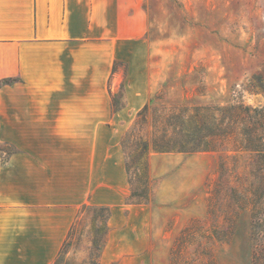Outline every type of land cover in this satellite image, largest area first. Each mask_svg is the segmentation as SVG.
<instances>
[{"label": "rangeland", "instance_id": "374dc122", "mask_svg": "<svg viewBox=\"0 0 264 264\" xmlns=\"http://www.w3.org/2000/svg\"><path fill=\"white\" fill-rule=\"evenodd\" d=\"M145 8L153 90L141 130L129 137L137 113L121 143L127 167L134 143L146 140L149 168L128 172L126 203L135 206L115 213L113 226L111 209L81 206L54 264H264V151L244 135L264 109V0H145ZM125 97L116 85L115 109ZM185 107H211L210 120L223 123L211 150H153L154 125L173 133L170 115ZM144 191L138 202L133 193Z\"/></svg>", "mask_w": 264, "mask_h": 264}, {"label": "crops", "instance_id": "0c3cea01", "mask_svg": "<svg viewBox=\"0 0 264 264\" xmlns=\"http://www.w3.org/2000/svg\"><path fill=\"white\" fill-rule=\"evenodd\" d=\"M148 25L145 0H0V264H54L83 205L110 226L134 208L121 138L153 90Z\"/></svg>", "mask_w": 264, "mask_h": 264}, {"label": "trees", "instance_id": "16d2710c", "mask_svg": "<svg viewBox=\"0 0 264 264\" xmlns=\"http://www.w3.org/2000/svg\"><path fill=\"white\" fill-rule=\"evenodd\" d=\"M246 109V108H245ZM149 110V104H146L139 112L138 119L136 121L134 130L130 133L129 137L133 139L135 136L134 131L141 130L142 124L146 120V116ZM190 109L185 107L180 109L178 113H172L170 118L175 119L174 123H170L173 126V133H169L164 127H157L154 125L155 132L152 135L151 146L152 149L158 152H185L194 153L198 151L211 150L210 146V135H217V133L223 128V123L212 122L210 114L211 107H197L194 113H190ZM218 110V109H216ZM247 110H250L247 108ZM255 116L249 117L247 129H244V135H246L247 141L249 142L248 148H252L256 151H264V143L260 142L263 138V134H258V126L260 123L261 127L264 126V109H255ZM125 139L122 140V145H125ZM133 154L130 155V162L127 164L128 172L136 174L137 169L143 174H146L148 166V155L150 144L141 139L134 143ZM133 196H138L139 201L142 202L141 198L146 197V191L142 193H133ZM108 211L110 216V208L106 205H98ZM75 227V222L72 225L68 237L63 244L62 248L69 242L71 235Z\"/></svg>", "mask_w": 264, "mask_h": 264}]
</instances>
